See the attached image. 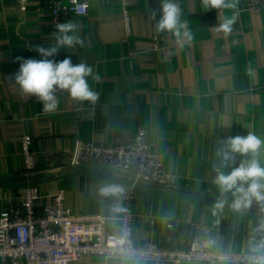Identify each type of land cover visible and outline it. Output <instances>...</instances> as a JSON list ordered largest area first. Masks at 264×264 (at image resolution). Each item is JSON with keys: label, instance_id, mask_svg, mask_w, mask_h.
I'll list each match as a JSON object with an SVG mask.
<instances>
[{"label": "crops", "instance_id": "0c3cea01", "mask_svg": "<svg viewBox=\"0 0 264 264\" xmlns=\"http://www.w3.org/2000/svg\"><path fill=\"white\" fill-rule=\"evenodd\" d=\"M235 2V8L209 10L202 0H175L181 21L194 36L181 45L171 34L156 30L152 13L159 19L161 0H127L130 35L118 0H89V13L80 17H55L49 0H0V176L25 173L21 139L26 134L41 153L70 150L77 140L129 142L142 128L166 171L177 175L178 187L218 199L213 180L214 165L220 166L219 141L248 132L264 139V9L251 12L248 0ZM233 15L230 34L215 30ZM68 20L78 25L84 45L60 48L54 59L71 57L73 63L91 65L99 79L89 78L88 83L99 98L95 103L79 102L57 90L58 107L44 112L39 99L22 94L15 83L16 58L40 59L35 49L54 46L55 25ZM155 35L165 40L161 50L154 49ZM260 160L264 164V149ZM105 183H118L125 190L131 186L96 171H67L37 184L41 197L35 207L42 211L54 205L63 192L64 204L75 212L105 210L113 217L108 224L113 233L120 231L121 215L132 211L139 244L164 242L172 235L186 247L201 237L218 252H248L252 227L261 216L217 209L215 203L187 193L140 186L134 187L130 201L124 197L126 211L114 213L115 201L99 195ZM28 184L0 182V209L19 206ZM231 200L229 195L227 203ZM231 224L237 226L234 233ZM0 264L8 261L0 258ZM70 264L174 263L91 256Z\"/></svg>", "mask_w": 264, "mask_h": 264}, {"label": "built area", "instance_id": "2783aa9c", "mask_svg": "<svg viewBox=\"0 0 264 264\" xmlns=\"http://www.w3.org/2000/svg\"><path fill=\"white\" fill-rule=\"evenodd\" d=\"M123 6L127 34H131V16L127 0H118ZM55 17H80L89 13V0H49ZM264 9V0H248V10ZM154 49L161 50L165 40L153 37ZM33 138L26 134L21 139L23 169L25 173L53 172L83 164L110 167L117 172L130 174L146 183L177 186L178 177L167 172L163 162L147 144L146 131L138 129L129 142L99 144L77 140L74 147L64 151L33 149ZM219 168V167H216ZM131 184L125 199L134 195ZM41 195L38 186L28 184L21 204L10 209H0V258L8 264H70L91 257L121 258L130 260H166L174 264L207 262L218 264H248V252L211 250L207 240L194 238L186 247L178 245L172 235L164 242L148 241L139 244L134 239V213L124 212L119 233L109 230L113 218L105 210L75 212L64 204L63 192L55 197V204L37 211L35 202ZM251 207H258L255 203ZM237 229L230 225L231 233Z\"/></svg>", "mask_w": 264, "mask_h": 264}, {"label": "clouds", "instance_id": "9594fccd", "mask_svg": "<svg viewBox=\"0 0 264 264\" xmlns=\"http://www.w3.org/2000/svg\"><path fill=\"white\" fill-rule=\"evenodd\" d=\"M205 9L235 8V0H202ZM156 12L152 19L156 20V30L169 33L177 43H191L193 33L187 24L182 22L181 9L175 0H161L159 19ZM236 17L226 16L216 27L217 32L228 35L232 32ZM56 43L51 47L38 46L35 50L40 59L17 57L19 69L14 74L15 83L19 85L21 93L29 97H36L42 104L44 112H53L58 107L57 90L66 91L72 99L79 102L95 103L98 93L90 87L88 79H99L93 67L86 62L73 63L71 57L56 61L54 57L60 48L83 47L84 40L77 34L78 25L68 20L55 25ZM216 157L220 161L219 168H215L216 175L213 183L219 189V197L215 207L223 209L230 195L231 208L236 212L249 209L254 203L264 212V164L261 163L260 153L264 149V139L248 132L244 136L229 137L219 141ZM239 157V163L237 158ZM125 188L118 183H105L99 188V195L112 198L115 203L114 213L126 211L123 207ZM248 264H264V215L257 218L249 237Z\"/></svg>", "mask_w": 264, "mask_h": 264}, {"label": "water", "instance_id": "95a60500", "mask_svg": "<svg viewBox=\"0 0 264 264\" xmlns=\"http://www.w3.org/2000/svg\"><path fill=\"white\" fill-rule=\"evenodd\" d=\"M72 170L73 171L74 170L96 171V172H100L104 175H107V176H110V177H113L116 179L127 181V182L134 184L136 186L145 187V188H149V189L173 190V191H177V192L187 193V194H190V195L202 198V199H206V200L211 201L215 204L217 203L216 198H214L210 195L198 192V191H193V190L181 188L178 186H164V185L146 183V182H143L140 180H136L133 177H128V176L124 175L123 173L117 172L116 170H114L110 167L90 165V164H83V165H78L75 167H67V168L60 169L57 172H52V173L43 171V172H37V173H24L22 175H15V176H0V182L1 183L27 182L29 184L37 185L38 183H41L44 180L55 178L64 172L72 171ZM224 207L231 208V204L225 203ZM242 212L264 215V212H261L260 208H258V207H250L249 209L243 210Z\"/></svg>", "mask_w": 264, "mask_h": 264}]
</instances>
